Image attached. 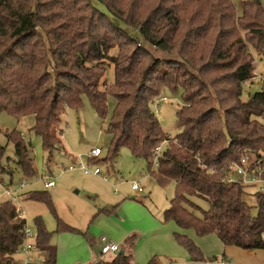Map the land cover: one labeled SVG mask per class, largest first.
<instances>
[{
    "label": "trees",
    "instance_id": "1",
    "mask_svg": "<svg viewBox=\"0 0 264 264\" xmlns=\"http://www.w3.org/2000/svg\"><path fill=\"white\" fill-rule=\"evenodd\" d=\"M93 1L103 9L92 0H0V113L17 121L33 118L29 132L39 137L49 163L62 148L58 126L65 110H80L86 99L105 119L111 100L107 154L92 163L113 169L126 148L147 163L159 187L174 184L164 223L191 228L199 237L214 234L224 247L263 249L264 193L254 194L252 217L244 201L250 186L227 185L224 179L247 155L250 171H261L264 183V90L247 102L240 99L243 84L254 78L253 55H264V2L243 0L238 15L231 0ZM178 90L179 132L169 136L152 106L163 92ZM4 136L21 173L33 177L30 142L17 131ZM4 154L0 146V176L11 179ZM22 196L53 208L46 189L16 197ZM25 223L13 204L0 199V264L14 262ZM35 223V249L55 264L50 233L39 218ZM58 223V230L75 231ZM175 240L193 264L205 262L189 238L175 234ZM133 241L127 238L122 254L95 264H134Z\"/></svg>",
    "mask_w": 264,
    "mask_h": 264
},
{
    "label": "rangeland",
    "instance_id": "2",
    "mask_svg": "<svg viewBox=\"0 0 264 264\" xmlns=\"http://www.w3.org/2000/svg\"><path fill=\"white\" fill-rule=\"evenodd\" d=\"M231 1L239 15L243 0ZM260 1L264 2V0ZM92 2L96 7L103 9L96 1L92 0ZM119 25L130 36L137 37L135 32L127 30L123 24L119 23ZM152 51L154 55L160 56V52L158 53L157 50ZM115 52L116 50H112L110 55H115ZM253 59L255 64L254 78L243 84L240 97L242 102H247L253 94L261 91L264 85V55L256 56L254 54ZM112 77V67H110L106 74L108 82L112 81ZM161 97L167 98V103L154 104L152 109L162 130L169 136H175L179 132L176 114L183 105L181 92L179 90L176 93L165 91ZM112 107L113 103L109 100L105 119H100L95 114L86 99H83L80 110L66 109L58 128L62 131V145L67 152L73 155V158H67L59 149L53 152L49 163L47 162V153L41 148L39 137L29 132L33 118L25 117L17 121L5 113H0V146H5L3 165L12 171L11 179L7 173H4L0 176V182H3L4 186L9 185L13 190H16L20 182L26 180L25 188L15 193V196H18L33 191H44L43 182L39 180V177L49 173L52 175L55 185L46 190L52 201V210L42 203L22 200V197L19 199V205L26 225L34 235H36L37 229L36 218L41 220L45 230L50 233L49 245L55 247L57 251L55 264H93L97 256L98 261L102 260V262H107L104 259L112 256L101 255L99 243L92 247L86 237L91 235L96 242H100V238L104 237L107 242H112L107 235L111 233V230L107 226L98 225L92 218L94 211L102 207V201L110 197L112 189L101 181H95L94 178L83 175L80 171L69 172L66 170L69 166H76L80 162L85 163L90 169L95 166L98 167L101 175L108 176L112 182H124L125 189L126 183L131 181H137L142 188V193H137L136 196L134 195L135 200L130 199L129 201L145 210L150 215V219L144 218L139 212L136 214L135 211L136 215L134 214L126 225L127 229L136 230L132 235L137 237L142 234L145 235L141 243L137 245L138 247L140 244L145 245L143 247L144 253L134 260L137 264H148L152 260L156 262L155 264H193L186 251L177 244L175 234H182L187 238L191 234L198 240L197 243L201 242L204 245V248L200 247L189 238L200 249L205 258V262L198 264H242V262L238 263L235 258L222 257L223 246L216 235L209 234L199 237L191 228H179L173 221L163 222V209L168 207V202L174 197L175 186L173 183H168L165 187H159L152 178L146 175L148 165L144 160L132 157L126 148L120 149L113 169L106 164L96 165L87 159V152L95 147L102 150L100 158L106 157L110 139L107 127ZM11 131H17L30 142L31 149L28 157L32 160L35 169L33 177H25L15 164L12 145L7 143L4 136L6 132ZM262 185L259 183L255 187H246L247 196L244 201L250 207L252 217L257 214L254 194L259 191ZM116 189L118 192L122 188L117 186ZM2 191L0 188V199L2 198ZM95 193L98 196H95ZM196 204L201 208H206L203 203L197 202ZM114 217L116 220H120V217L116 215ZM58 220L66 226L76 228L77 232L58 230ZM88 227L91 228L90 232L88 230L90 235L84 232ZM28 243L33 246L28 253L32 257L30 264H47L46 254L36 251L34 238H29ZM253 254L264 258V248ZM254 257L255 255L248 264H260L259 259ZM24 258V254L18 253L13 263H23Z\"/></svg>",
    "mask_w": 264,
    "mask_h": 264
},
{
    "label": "crops",
    "instance_id": "3",
    "mask_svg": "<svg viewBox=\"0 0 264 264\" xmlns=\"http://www.w3.org/2000/svg\"><path fill=\"white\" fill-rule=\"evenodd\" d=\"M68 149H70V148L68 147ZM60 150H62V153H64V155L67 158H73V155L71 153L67 152L64 149L63 145H62V148ZM47 175L52 177L51 173H49ZM146 175L148 177H150L148 173ZM90 177L94 178L95 181L96 180L101 181L103 184L108 185L112 189L110 197L109 198H105V201H102V203H101L102 207L97 208L94 211L93 216H92L93 220L95 219L94 222L98 223V225H100V226H102V225L107 226L111 230L110 231L111 233H109L107 235H108V237L111 238L112 242H114L115 244H117L119 246L120 251H122V249H124V246H125L124 245V241L127 238H129V237H133L134 238V241H133L134 245H133V249L131 251L132 262L134 264H137L134 260L136 259L137 256L139 258V256H141L144 253L143 247L145 246V245L143 246V244H140V246L138 247L137 245L139 243H141V241H142V239H144L145 235L142 234L140 237H137L136 235H132V233L136 232V230L135 229H127L126 225H127V222H129L130 218H132V216L135 214V211H136V214H137V212L141 213V215L144 218H146V219H150V215L145 210L141 209L140 206H138L135 203H131L129 201L130 199L132 201L135 200L134 195L136 196V194H137V193L131 191L129 182L126 183L127 186H126V189H125L124 188L125 184H123L124 182H117V181L116 182H112L110 178L108 179V181H104L100 177H96V176H90ZM116 179H118V177H116ZM6 186L8 187L9 185H5L4 186L3 182H0V188L2 190ZM117 186H119V188H122L118 192L116 191L117 190L116 189ZM1 195H2V193H1ZM119 195L121 196L120 198H119ZM95 196H98V195L95 193ZM113 197H116V198L113 199ZM25 198L26 197L22 196V200L29 201V200H26ZM20 199H21V197H20ZM168 207H169V202H168ZM167 208L163 209V212ZM114 215H116L117 217H120V220H116ZM162 219H163V213H162ZM70 228L74 229L75 230L74 232H77L76 228H73V227H70ZM88 230L90 232L91 228L88 227L87 229L84 230V232L88 233ZM85 236H86V234H85ZM188 236H189L190 239H192L193 242H195L200 247L204 248V245H202L201 242L197 243L198 240H196V238L193 235L189 234ZM86 237H87V241H88V239H89V241H92V245H91L92 247H94L97 243H99V246H101V243L100 242H96V240L93 238V236L90 235V237H88V236H86ZM257 251H261V249L260 250H249V251L247 250L246 251V250H242V249L237 248V247H231V246L224 247L223 246V255H222V257H225V256L232 257V258H235L238 263L242 262V264H248L249 261L252 260V257L255 255L254 258H258L260 264H264V258L263 257H261L260 255H257V254H253V253L257 252ZM115 255L116 254L112 255L110 258H107V259L105 258L104 260L105 261L106 260L107 261L111 260V259L114 258ZM56 256H57V251H56ZM96 262H98V256L93 261V264H95Z\"/></svg>",
    "mask_w": 264,
    "mask_h": 264
},
{
    "label": "built area",
    "instance_id": "4",
    "mask_svg": "<svg viewBox=\"0 0 264 264\" xmlns=\"http://www.w3.org/2000/svg\"><path fill=\"white\" fill-rule=\"evenodd\" d=\"M262 89L264 90V85L262 86ZM167 101H168L167 98L160 97L154 102V104L159 105L160 103H167ZM161 149H162V144L160 146H157L154 149V152H153V162L154 163H156V157L160 153ZM101 154H102V150L100 148L95 147V148H92L86 154V157L90 162H93L99 159ZM250 163H251L250 158L246 155L240 160V163L232 164L229 167L226 178L224 179L225 183L227 185L241 184V185L250 186V187H255L259 183L264 184L261 178L259 177L261 175V171H254L255 174H253L250 171ZM66 170L69 172L80 171L85 176L100 177L104 181H108L109 179L108 176L101 175V171L98 167L95 166L93 169H90L85 163H82V162L78 163L76 166L71 165ZM39 180L43 182V187L45 189L52 188L55 185L54 181L52 180V177L47 174L41 175L39 177ZM129 185H130L131 191L135 193H140V194L142 193L143 190L137 181H131L129 182ZM25 186H26V180H22L16 190H13L10 186H8L3 189V192L1 195L2 198H4L9 203L14 205L17 218H23V215H22L23 213L19 205V198L15 196V193L24 189ZM259 191L261 193H264V185H262V187L259 188ZM23 234H24V241L21 247L18 249V253L24 254L25 258L23 260V263L16 262L12 264H30L32 261V257L28 253L32 249L33 246L32 244L28 243V239L34 238V241H35L36 235H34L29 230L26 223H25ZM100 243H101L100 254L103 256L114 255L120 251V248L118 245L113 244L112 242H107V240L104 237L100 238Z\"/></svg>",
    "mask_w": 264,
    "mask_h": 264
},
{
    "label": "water",
    "instance_id": "5",
    "mask_svg": "<svg viewBox=\"0 0 264 264\" xmlns=\"http://www.w3.org/2000/svg\"><path fill=\"white\" fill-rule=\"evenodd\" d=\"M119 254H122L121 252H119Z\"/></svg>",
    "mask_w": 264,
    "mask_h": 264
}]
</instances>
